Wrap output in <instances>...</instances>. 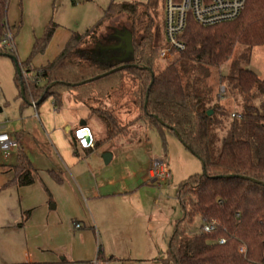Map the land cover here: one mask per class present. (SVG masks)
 Instances as JSON below:
<instances>
[{
    "label": "trees",
    "instance_id": "16d2710c",
    "mask_svg": "<svg viewBox=\"0 0 264 264\" xmlns=\"http://www.w3.org/2000/svg\"><path fill=\"white\" fill-rule=\"evenodd\" d=\"M157 1H114L103 21L83 34L72 32L54 60L33 68V60L45 54L55 35L57 25L51 23L34 42L28 59L19 63L34 82L26 83L18 74V86L21 89L23 84L24 99L37 106L52 98L60 108L63 95L70 92L102 122L108 141L117 143L136 126L140 134L156 128L162 135L164 131L177 133L200 159L203 174L179 187L183 217L175 223L162 264H264V80L242 68L226 75L245 107L243 118L233 119L221 140L208 115L217 107L206 108L207 101L197 87L203 70L227 64L237 45L264 47V0H247L244 12L233 22L202 27L190 19L182 37L186 49L161 71L156 69L159 29L150 16ZM9 3L0 0V54L4 56L1 43L9 27ZM123 14L132 21L129 32L134 51L120 62L124 50L117 48L121 44L117 33L99 37V32L104 23ZM139 22L145 24L138 27ZM128 105L137 115L126 123L121 112ZM11 170L13 177L0 193L37 180L36 169L21 150ZM197 219L202 225L192 233L190 226ZM207 224L215 229L204 231ZM242 246L245 254L239 252Z\"/></svg>",
    "mask_w": 264,
    "mask_h": 264
},
{
    "label": "crops",
    "instance_id": "0c3cea01",
    "mask_svg": "<svg viewBox=\"0 0 264 264\" xmlns=\"http://www.w3.org/2000/svg\"><path fill=\"white\" fill-rule=\"evenodd\" d=\"M69 38L56 31L41 66L54 60ZM62 99V107L56 108L50 98L54 123L62 132L48 120L55 153L53 159L47 156L50 165H39L20 148L37 180L0 193V264H160L166 223L159 188L154 187L158 184L148 177L152 163L161 159L143 163L132 154L126 162L133 167L121 168L124 156L103 151L108 140L99 137L106 132L102 122L72 95L65 93ZM82 127L95 134L93 148L83 149L75 140ZM107 152L112 155L108 165L103 160ZM1 156L12 159V154ZM16 163H0V188L12 179Z\"/></svg>",
    "mask_w": 264,
    "mask_h": 264
},
{
    "label": "rangeland",
    "instance_id": "374dc122",
    "mask_svg": "<svg viewBox=\"0 0 264 264\" xmlns=\"http://www.w3.org/2000/svg\"><path fill=\"white\" fill-rule=\"evenodd\" d=\"M114 1L116 3L147 4L150 0H10L7 20L14 36L16 53L12 55L4 49L5 53L3 54L6 56L0 55V128L7 126L4 129L10 133L18 146L12 149V159L10 160H4L0 153V163H15L21 148L29 153L33 161L39 165L48 166L50 159L47 156L52 159L55 157V153L50 149L53 147L51 129L47 125L48 120L53 128L58 129L54 123L55 109L50 99L37 107L33 105L32 101L24 99L17 83V65L9 56L15 57L19 63L25 62L32 51L34 42L44 35L46 28L51 23L57 25L56 31L61 36L71 35L72 32L85 33L86 30L94 28L104 20L106 11ZM163 15V0H158L156 6L150 11V16L159 29L156 33L159 36L157 71L163 70L177 58L174 55L171 62L160 58V52L164 49ZM144 21L147 22V19ZM131 24L132 21L127 15H118L104 23L99 37L115 32L120 38L129 31ZM144 24V22H139L138 27H142ZM155 30L157 31L156 27ZM48 56L47 50L44 55L35 58L31 66L33 68L40 67L47 61ZM241 68L253 71L264 80V47L248 48L244 45H237L227 64L221 68L204 69L197 84L207 101L206 108L217 107L216 111H211H213V122L218 127L217 137L220 140L233 122L231 114L244 112L245 104L242 97L226 78L230 71L234 72ZM28 75L30 78L32 77V74ZM24 80L27 82L26 78ZM129 84L132 85V82L129 81ZM132 87L135 85L133 84ZM67 93L72 95L70 92ZM47 110L50 112L46 114ZM129 110L131 111L129 112ZM121 115L128 123L137 115V110L132 105H128L124 107ZM58 132L62 133L59 129ZM99 137H102V140H107L106 132ZM220 145L221 141L216 146ZM103 151H113L118 156H124L121 168L129 167L131 162L126 161L129 160L127 157L132 154L143 163L157 158L166 162L170 171L169 179L158 183V185L154 184L155 188H159L160 207L163 211L161 219H165L166 223L162 225V248L159 261H157L162 264V260L167 257V247L175 223L183 217V211L178 202L179 187L190 177L203 174L202 162L180 141L175 133L164 131L162 135L156 128H149L140 134L139 128L136 126L117 143L116 141H107ZM118 161L119 158H116L112 168H115ZM131 165L133 167L134 163ZM201 225V220L197 219L190 226L191 232L197 231Z\"/></svg>",
    "mask_w": 264,
    "mask_h": 264
},
{
    "label": "built area",
    "instance_id": "2783aa9c",
    "mask_svg": "<svg viewBox=\"0 0 264 264\" xmlns=\"http://www.w3.org/2000/svg\"><path fill=\"white\" fill-rule=\"evenodd\" d=\"M246 4L247 0H163L164 49L160 52L161 60H169L171 62L176 53L186 49V43L182 37L190 19L202 27L233 22L242 15ZM1 45L10 54L15 55L14 36L9 27ZM22 77L23 79L26 78L27 82H34L35 80L30 78L25 71L22 72ZM33 104L37 107L36 103L33 102ZM231 118L241 120L243 116L239 112H233ZM4 128L6 127L0 128V153L4 158L8 159L11 156L12 149L17 147L18 144ZM74 136L79 146L83 149L95 146V136L89 127H82L76 130ZM169 175L170 171L166 162L156 160L152 163L148 182L152 184L165 182L169 179ZM76 227L80 228L81 226L77 224ZM214 229L215 226L213 224L204 225V231L206 232H211ZM220 243L224 244L225 240H221ZM246 251L245 246L239 249L241 254H245Z\"/></svg>",
    "mask_w": 264,
    "mask_h": 264
},
{
    "label": "water",
    "instance_id": "95a60500",
    "mask_svg": "<svg viewBox=\"0 0 264 264\" xmlns=\"http://www.w3.org/2000/svg\"><path fill=\"white\" fill-rule=\"evenodd\" d=\"M120 40H121V44L117 47L118 49H122L124 50V56L119 58V61L120 62H125L127 61L130 56L132 55L133 53V43H132V35L130 34V32H126L122 37H120ZM2 55V54H0ZM9 58H11L12 60H14V62L16 63L17 65V71H18V74L19 76H22V70L19 66V62L17 61V59L13 56H9ZM125 66H122V67H119L118 69L116 70H122ZM116 70H113L112 72L116 71ZM150 71V70H149ZM151 72V75L152 77H154V73L152 71ZM150 88L151 86L149 87L148 89V93L150 91ZM21 93H22V96L24 97V87H23V84H22V88H21ZM34 105V104H33ZM37 105V104H36ZM213 114V111H210L208 113L209 116H211ZM176 135L178 136V134L176 133ZM179 138V137H178ZM181 141V139H180ZM182 142V141H181ZM183 143V142H182ZM184 144V143H183ZM186 146V145H185ZM103 160L105 162L106 165H108L110 163V161L112 160V155L110 153H106L104 154L103 156Z\"/></svg>",
    "mask_w": 264,
    "mask_h": 264
}]
</instances>
